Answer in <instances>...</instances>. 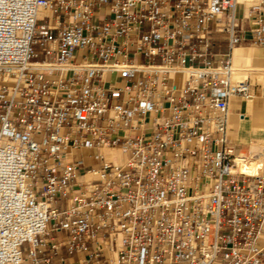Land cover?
<instances>
[{"label":"built area","instance_id":"built-area-1","mask_svg":"<svg viewBox=\"0 0 264 264\" xmlns=\"http://www.w3.org/2000/svg\"><path fill=\"white\" fill-rule=\"evenodd\" d=\"M242 43L264 0H0V264H264Z\"/></svg>","mask_w":264,"mask_h":264},{"label":"bare ground","instance_id":"bare-ground-1","mask_svg":"<svg viewBox=\"0 0 264 264\" xmlns=\"http://www.w3.org/2000/svg\"><path fill=\"white\" fill-rule=\"evenodd\" d=\"M255 1L257 0H241L242 3H245L247 5ZM260 59H264V52H262V50L260 49L236 46L233 50L232 61L234 67L239 70H244L241 73L242 75H249L254 80L255 78L259 77V79L263 82L264 64L257 62ZM247 101L254 102L253 112L251 111L252 118L250 120H247L245 115L242 118V128L239 132L235 133L237 136V140L240 141V139H242V137L244 136L243 132L251 130V133L248 135V142L250 143V146L242 149V152L248 158V161L244 165H242V170L248 174H256L260 172L262 167L264 166V110H262V101L260 100V97L257 96V94L254 98ZM111 153L112 157L116 161L122 160V154L119 149H114L111 151Z\"/></svg>","mask_w":264,"mask_h":264},{"label":"crops","instance_id":"crops-1","mask_svg":"<svg viewBox=\"0 0 264 264\" xmlns=\"http://www.w3.org/2000/svg\"><path fill=\"white\" fill-rule=\"evenodd\" d=\"M238 103V104H237ZM254 108V102L246 101L245 103L241 102L238 99H234L232 101V106L230 108V126L232 131L235 133L239 132L242 128V118L245 116L247 118H252V112ZM236 110V111H235ZM242 111L244 113V116H239V113L237 111ZM252 111V112H251ZM250 112V113H249ZM246 113V114H245ZM240 119V120H239ZM244 136L240 141L237 140V143L243 144L244 148L249 147L250 143L248 142V135L251 133V130L244 131ZM244 140V141H243Z\"/></svg>","mask_w":264,"mask_h":264},{"label":"rangeland","instance_id":"rangeland-1","mask_svg":"<svg viewBox=\"0 0 264 264\" xmlns=\"http://www.w3.org/2000/svg\"><path fill=\"white\" fill-rule=\"evenodd\" d=\"M221 45H223V43L221 44ZM237 47H250V48H255V49H260V50H262V52H264V47H260V46H251L250 44H247V43H242V44H240V45H238ZM221 49V48H220ZM257 62H259V63H262V64H264V59H260V60H258ZM258 78V79H257ZM257 78H255V83H256V86H255V89H256V94H257V96L258 97H260V100L262 101V107L264 108V80H263V82L259 79V77H257ZM257 80H259V81H257ZM262 82V83H261ZM246 101H244L243 103H245ZM262 108V110H264ZM238 113L239 112H242V111H237ZM247 120H250V118H247ZM230 134H231V138H232V140L235 142V143H237V136H236V133H234V132H232V129H231V132H230ZM237 145L241 148V149H243L244 148V145L243 144H239V143H237ZM245 148H247V147H245Z\"/></svg>","mask_w":264,"mask_h":264}]
</instances>
